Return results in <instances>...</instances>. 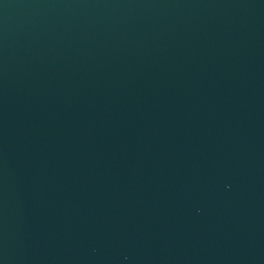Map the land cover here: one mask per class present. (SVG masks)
Listing matches in <instances>:
<instances>
[{
  "label": "water",
  "instance_id": "1",
  "mask_svg": "<svg viewBox=\"0 0 264 264\" xmlns=\"http://www.w3.org/2000/svg\"><path fill=\"white\" fill-rule=\"evenodd\" d=\"M0 264H264V0H0Z\"/></svg>",
  "mask_w": 264,
  "mask_h": 264
}]
</instances>
